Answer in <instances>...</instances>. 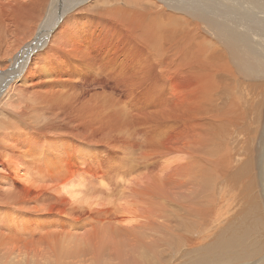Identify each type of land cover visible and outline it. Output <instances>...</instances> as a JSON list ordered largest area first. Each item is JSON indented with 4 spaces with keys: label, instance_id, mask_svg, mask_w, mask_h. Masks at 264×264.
<instances>
[{
    "label": "bare ground",
    "instance_id": "bare-ground-1",
    "mask_svg": "<svg viewBox=\"0 0 264 264\" xmlns=\"http://www.w3.org/2000/svg\"><path fill=\"white\" fill-rule=\"evenodd\" d=\"M62 1L0 0V15L5 14L10 22V27L4 30L13 37L10 45L0 40V51L8 46V54L0 53V60L28 61L35 47L30 42L37 45L44 40L40 37L37 42L38 33H49V23L55 25L58 22V31L63 28L66 10L62 8ZM177 1L174 0L169 9L157 0L94 1V7L101 8L99 16L121 17L123 14L140 28L145 26L150 36L146 32L144 36L150 40H167L171 37L167 34H174V30L177 32L184 27L188 34L193 27L192 32L202 40L199 42L202 44L198 56L201 70L197 75L199 91L196 94L202 103L190 109L186 106L194 135L176 142L175 150L180 159L170 165L165 176L151 179V182L148 179L142 186L136 185L139 186L135 194L140 205L136 216L142 220L136 226L123 227L125 225H121L122 221L111 207L112 202L106 200L107 197L102 198L116 191L114 184L100 183L102 186L97 189L98 186L92 187L85 176V180L78 183L89 185L82 186L92 191L90 196L85 192L88 197L96 196L87 204L71 202L65 197L62 185L69 183L70 174L66 176V171L57 167L48 169L41 163L43 159L37 153V146L28 141L18 145L15 141L23 140L27 134L49 140L51 137L47 135L66 133L69 127L54 114L51 106L38 99L39 92H30L38 87L34 85L35 76L24 77L33 84L30 88L14 83L12 79L18 75L14 73L0 83V95L4 92L7 96L3 102L6 109L0 105V230L7 228L6 232H10L7 235L0 231V264H209V261L222 264L218 261L228 259L235 242L229 237L238 235L245 219L250 220L253 214L256 216L257 209L260 210L245 199V193L253 191L248 164L252 156L243 145L250 143L252 129H255L253 139L261 144V139L256 138L258 129L252 119L259 114L260 107L253 97L246 95V88L242 92L244 85L238 82L237 76L249 81L247 77L258 73L251 62L255 60L253 63L264 67V54L236 29L245 19L233 16L238 15L239 9L225 4L228 1ZM51 2L56 9L63 10V17H53L44 31L33 28L26 32L34 20L39 25L45 23L43 19L47 17ZM248 18L264 34V22L257 19L261 23L258 24L255 17ZM69 30L70 36L78 33L76 29ZM203 31L215 32V41L206 38ZM1 34L3 37L4 31ZM54 37L44 36L52 44L58 42L52 41ZM25 42L29 46L23 49ZM234 99L239 102L240 115L234 114L235 120L231 121L235 123L229 126L224 124L228 120L223 119V112ZM246 118L250 121H245ZM121 142L132 149L124 161H134L140 145L125 138ZM33 177L42 183L28 179ZM33 216L49 219L54 228L46 231L55 230V233L44 236L45 232H36L37 229H25ZM133 222L135 225L134 220L130 224ZM247 254L244 249L242 260Z\"/></svg>",
    "mask_w": 264,
    "mask_h": 264
},
{
    "label": "rangeland",
    "instance_id": "rangeland-1",
    "mask_svg": "<svg viewBox=\"0 0 264 264\" xmlns=\"http://www.w3.org/2000/svg\"><path fill=\"white\" fill-rule=\"evenodd\" d=\"M94 1L63 0L62 8H65L66 15L64 26L59 31L56 28L58 22L54 25L49 21L54 20L56 15L58 18L63 17L61 13L63 10L56 9L51 2L47 17L43 19L44 24L39 25V22L34 20L27 29L25 28L26 32L33 28L41 32L49 23V33L44 35L38 33L37 42L40 37L44 39L40 44L30 42L31 46L35 47L28 61L16 60L17 58L0 60V83L14 73L18 74L12 79L14 83L19 82L20 86L30 88L32 83L25 78L31 79L35 76L34 85L38 87L30 89V92H39L38 99L51 106L54 114L70 130L56 136L47 135L51 137L49 140L27 134L29 138L26 135L24 141L17 139L15 142L19 145L28 141L37 146V153L41 154L43 159L41 163L43 162L45 167L48 169L57 167L65 170L66 176L70 174V181L62 185V190L71 202L87 204L91 197L96 196L88 197L89 192L92 191L89 187L82 188L83 185L88 184L78 183L84 181L85 176L92 187L98 186L97 189L103 183L114 184L113 188L117 187L116 191L107 192L109 195H104L102 198L107 197L105 199L112 202L111 207L119 221H122L121 225L131 227L136 226L141 220L136 216L139 215L140 210L135 194L139 186L148 179L151 182V179L157 180L159 176H165L169 172L170 165L180 159V155L177 156L178 151L175 150L176 142L182 137L194 135L190 129L192 123L189 122V111L186 106L190 109L191 106H200L202 103V99L196 96L199 91L197 75L201 70L198 56L202 44L199 42L202 40L192 32L193 27H190L189 34L186 33L187 27H184L177 32L174 30V34H167L171 36L166 38L167 40H150L144 36V32L149 35L145 26L140 28L127 20L128 18L123 14L121 17L99 16L98 12L101 8L94 7L96 5ZM157 2L168 9L174 4V0H157ZM223 2H227L225 4L231 5L234 10L239 9L238 15L233 16L245 20L242 25L236 26V29L250 39L258 52L264 54V34L258 27L253 26L248 18V16L255 17L258 24L264 22V0H224ZM74 8H77L76 12ZM1 14L0 40L10 45L13 37L6 33L10 22L5 14ZM251 26L253 27L249 28ZM70 28L78 31L76 36H70L72 33ZM3 31L5 39L1 34ZM203 32L206 38L215 41V32L213 34ZM45 35L48 37L54 35L55 39L52 41L58 40V42L52 44L50 39L44 38ZM24 46L28 47L29 43L22 45L23 49ZM5 48L1 49V55L8 54V46ZM227 52L233 61L228 49ZM253 61L251 63L256 66L258 76L254 74L255 76L247 77L248 81L238 75L237 80L242 86L244 85L242 92L246 88V95L253 97L255 104L260 107L259 114L252 116V119L258 129L256 138L261 139L259 141L261 144L253 139L255 129L250 132L252 135L250 143L243 144L245 150H248L252 156L248 164L252 172L250 180L253 191L251 194L245 193L247 196L245 199L247 198L250 205L256 204L260 209L255 213L259 218L257 219L253 214L250 220L245 219L241 232L229 237V240L233 238L235 242L227 256L228 259L218 261L222 264H264V67L263 64ZM233 65L237 66L235 62ZM17 76L18 78H15ZM0 97L2 101L0 105L6 109L3 102H6L7 96L3 92ZM237 99H234L230 105L228 103L223 112V119L228 120L224 122L226 125L235 123L231 121L235 120L234 114L240 115L241 108ZM245 121L250 120L246 118ZM124 138L135 140L140 145L132 162L124 161L132 152L128 145L121 142ZM33 178L28 179L33 180L34 183L36 178ZM36 182L42 183L39 179H36ZM76 183L78 188L75 186ZM1 218L2 216L0 220ZM31 219L25 229H37L36 232H45L44 236L55 233L53 232L55 230L46 231L54 228L49 219L36 216ZM130 219L131 222L135 221V225L134 222L130 224ZM0 231L10 234L6 232L7 228ZM242 242L245 243L243 247H241ZM244 249H247L248 254L242 260ZM209 264L214 263L209 261Z\"/></svg>",
    "mask_w": 264,
    "mask_h": 264
}]
</instances>
